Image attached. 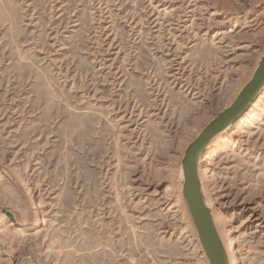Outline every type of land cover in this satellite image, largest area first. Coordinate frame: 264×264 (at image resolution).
Instances as JSON below:
<instances>
[{
  "label": "rangeland",
  "instance_id": "374dc122",
  "mask_svg": "<svg viewBox=\"0 0 264 264\" xmlns=\"http://www.w3.org/2000/svg\"><path fill=\"white\" fill-rule=\"evenodd\" d=\"M263 54L264 0H0V264H208L181 160ZM228 133L205 203L264 264V92Z\"/></svg>",
  "mask_w": 264,
  "mask_h": 264
},
{
  "label": "water",
  "instance_id": "95a60500",
  "mask_svg": "<svg viewBox=\"0 0 264 264\" xmlns=\"http://www.w3.org/2000/svg\"><path fill=\"white\" fill-rule=\"evenodd\" d=\"M264 84V54L255 70L252 78L240 90L232 104L224 111L220 112L209 125L197 135L185 148L182 160V196L187 206L189 215L194 224L199 242L206 256L208 264H231L228 253L218 235L216 225L211 216L209 208L205 204L200 183V164L201 153L207 147V140L212 134V130L227 127L235 120L229 117L231 112L242 110L249 106L259 93L261 85ZM226 119V121H225ZM8 218L15 221L10 211H4Z\"/></svg>",
  "mask_w": 264,
  "mask_h": 264
},
{
  "label": "bare ground",
  "instance_id": "6f19581e",
  "mask_svg": "<svg viewBox=\"0 0 264 264\" xmlns=\"http://www.w3.org/2000/svg\"><path fill=\"white\" fill-rule=\"evenodd\" d=\"M263 57V56H262ZM262 59V58H261ZM259 65V64H258ZM258 67V66H257ZM257 69V68H256ZM263 92H264V84L261 85L260 87V90H259V93L256 94V97L255 99L249 104V106H247L246 108H244L243 110L241 108H239L236 112H231V114L229 115L228 119L230 117H234L235 115V120L233 122H231L227 127H223L221 129H218V130H212V134L211 136L208 138L207 140V147L204 149L203 153H201V157H200V160H199V164H201L202 162V159L204 157H207V155L209 154V152H214L216 149L218 150L219 148L222 147L223 144L227 143L230 138H229V131L231 128H233L234 126L240 124V122L245 118L247 117L248 118V115L250 114V112H252L254 106L256 105V102L259 101V99L262 97L263 95ZM229 107V106H228ZM227 107V108H228ZM225 110V109H224ZM223 110V111H224ZM212 121V120H211ZM210 121V122H211ZM226 121V119H225ZM209 122V123H210ZM209 123L202 129V131L209 125ZM201 131V132H202ZM200 132V133H201ZM221 140L220 142H217V140ZM217 142V143H216ZM210 144V145H209ZM200 171V170H199ZM200 175V174H199ZM200 177V176H199ZM200 179V178H199ZM201 183V182H200ZM202 188V187H201ZM203 193V192H202ZM206 200V199H205ZM204 200V201H205ZM206 204V203H205ZM207 206V205H206ZM208 207V206H207ZM192 220V219H191ZM194 225V224H193ZM218 232V231H217ZM219 235V234H218ZM220 237V236H219ZM221 239V238H220ZM222 241V240H221ZM234 240H231V243H230V247L227 246V253H228V258L230 257V255H232V246L234 244ZM223 243V242H222ZM224 245V243H223ZM226 249V248H225ZM230 260V258H229Z\"/></svg>",
  "mask_w": 264,
  "mask_h": 264
}]
</instances>
